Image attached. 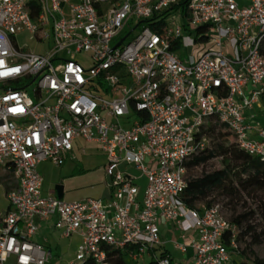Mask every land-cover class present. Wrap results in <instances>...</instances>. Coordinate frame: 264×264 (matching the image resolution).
<instances>
[{"label":"built area","instance_id":"built-area-1","mask_svg":"<svg viewBox=\"0 0 264 264\" xmlns=\"http://www.w3.org/2000/svg\"><path fill=\"white\" fill-rule=\"evenodd\" d=\"M131 21L139 32L126 42ZM262 45L264 0H0V170L14 181L0 264H49L34 238L52 219L62 239H81L68 264H108L110 250L139 263L162 244V223L192 235L174 242L191 264H231L238 227L182 195L213 122L264 160ZM77 140L106 154L107 198L43 196L38 165L74 159Z\"/></svg>","mask_w":264,"mask_h":264},{"label":"rangeland","instance_id":"rangeland-1","mask_svg":"<svg viewBox=\"0 0 264 264\" xmlns=\"http://www.w3.org/2000/svg\"><path fill=\"white\" fill-rule=\"evenodd\" d=\"M135 21H131L129 26H126L124 34H129V38L126 42L130 41L139 32V28H134ZM123 34V35H124ZM19 45L26 44L31 49L34 48L33 44L29 41V36L24 33L18 37ZM50 48V44L48 46ZM38 54H43L44 50L40 47H35ZM184 58V56H182ZM82 61L84 66H88V61L81 56L77 57ZM28 93L33 96L32 88L27 89ZM129 122L134 121V117L131 116ZM126 125L125 121H122ZM218 135L212 136L207 142L208 149H217L219 145L230 146L234 144L232 137L225 136L221 137L222 134L228 133L223 126H219ZM77 146L73 152L75 158L68 159L61 166H55L48 162H42L38 166V171L43 180V196H46L50 191L54 190L55 185H63L65 201H78L85 200L87 198L92 199H103L108 194L109 180L105 174V166L107 164V156L102 152L95 144L85 143L80 140L77 141ZM84 150V152H82ZM223 158L221 156L214 157L204 164L193 166L188 171V179L201 176L203 173H211L223 168ZM134 175H139L134 169L131 170ZM245 177V174L242 175ZM9 183L13 185V181L10 179ZM137 185L141 189L140 197H142L143 190L146 185L144 177L138 180ZM235 183V181H234ZM10 190V189H9ZM8 190V191H9ZM7 191V192H8ZM4 194L3 185L0 186V200ZM7 194V193H6ZM211 202L218 204L221 208L223 216L227 220H232L236 215H239L246 211H258L257 214L252 217L249 221L255 224L257 230L264 229V221H261V215L259 214V207L261 203H264V192H253V191H241L240 194L233 198L229 195H225L222 188L212 191L210 198ZM161 234L168 241L177 240L178 236L176 233H172L171 227H163L159 224ZM167 228V229H166ZM72 236L70 240H73ZM80 242V241H79ZM62 243H69V240L61 241L60 247L56 250L52 247V258L49 264H68L74 259L76 250L65 249ZM249 241H241L237 244L239 254H233L232 257L235 259V263L231 264H252L254 257L264 259V240L259 245L249 247ZM72 245V244H71ZM75 246V245H72ZM76 249V248H75ZM156 251V257L160 258V251L157 247L154 248ZM178 256V254H175ZM153 256L149 251H145L143 258L139 263L132 262L128 256L125 257L126 264H149Z\"/></svg>","mask_w":264,"mask_h":264},{"label":"trees","instance_id":"trees-1","mask_svg":"<svg viewBox=\"0 0 264 264\" xmlns=\"http://www.w3.org/2000/svg\"><path fill=\"white\" fill-rule=\"evenodd\" d=\"M261 53H264V45L261 47ZM219 126L224 127L218 122H213L203 133L208 139L214 135L217 136L219 134L217 129ZM227 132L222 134L221 137L231 136L228 130ZM217 156L224 157L222 169L188 179V171L191 167L204 164ZM243 174H245V177H242ZM219 188H222L225 195H229L232 198L240 194L241 191L264 192V160L247 155L238 149L235 144L230 146L219 145L214 150L207 148L204 152L195 156L187 165V184L182 195V201L190 209H195L198 205H204L209 208L215 205L209 199L210 195L212 191ZM256 212L258 211H246L230 220V223L236 225L239 229L237 243L246 240L249 241L248 246L251 247L261 244L262 240H264V229L258 231L256 225L249 221L257 214ZM259 214L261 215V221H264V203L260 204ZM227 246H229L228 243ZM154 250L150 249L149 253L154 255ZM231 252L232 255L234 253L239 254L238 250H231ZM107 255L108 264H126L124 260L127 256L126 253L110 250ZM163 256L165 255L162 254L160 257ZM232 261L235 263L233 257ZM149 264H157V257H153ZM252 264H264V259L254 257Z\"/></svg>","mask_w":264,"mask_h":264},{"label":"crops","instance_id":"crops-1","mask_svg":"<svg viewBox=\"0 0 264 264\" xmlns=\"http://www.w3.org/2000/svg\"><path fill=\"white\" fill-rule=\"evenodd\" d=\"M260 118L262 123H264V112L260 113ZM80 141V140H77ZM77 141L75 142V146H77ZM75 146H74V150H75ZM73 150V152H74ZM41 164V163H40ZM39 164V165H40ZM38 165V166H39ZM13 181L12 178V174L9 172H6L5 170H0V186L1 184L3 185V189H4V194L1 197L0 200V228H1V219L4 216V214L6 213L7 209H8V201L6 198V193L9 189H11L12 187H14V183L13 185H11L9 183V180ZM14 182V181H13ZM6 186V187H5ZM63 186V185H62ZM43 188V186H42ZM54 195L55 191L52 190L50 191L47 195ZM42 195H43V191H42ZM46 195V196H47ZM56 195V194H55ZM108 196V194H107ZM107 196L105 198H107ZM63 197H64V187H63ZM70 202V201H68ZM55 222V219H52L51 221L48 222H42L39 224V231L37 233V235L34 238V242L43 246L47 251H50V253L52 254V247L54 246L55 249L57 250L60 247L61 241H65V240H69V243H62L61 246H63L65 249H72V250H76L75 248H77L78 244L80 243L79 241H81L80 237L77 235H74L76 237H73V240H70V238L67 239H62L60 237V233L54 229L53 224ZM163 227H171L172 233H176L178 236L177 240H172V241H168L166 240V238H164V236H162L161 234V229H160V237H161V241L162 244L160 246H158L157 248L160 251V256L162 254L164 255H169L171 258H173L174 260H182L184 261L185 264H191V257H192V250L189 248L187 249V252L184 256H181L179 254L178 251L175 250L174 248V242L177 243H181V242H186L190 239V237L192 235H182L177 229L176 227H174V225H172L171 223H162ZM167 229V228H166ZM75 246H72V245ZM178 254V256H176L175 254ZM156 255V251L154 250V255H152L153 257H155Z\"/></svg>","mask_w":264,"mask_h":264},{"label":"water","instance_id":"water-1","mask_svg":"<svg viewBox=\"0 0 264 264\" xmlns=\"http://www.w3.org/2000/svg\"><path fill=\"white\" fill-rule=\"evenodd\" d=\"M124 39L125 38H123L121 40V42L124 41ZM54 191H55L56 197L58 199L62 200L63 199V186L62 185H55Z\"/></svg>","mask_w":264,"mask_h":264}]
</instances>
